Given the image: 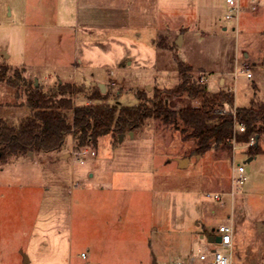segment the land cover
Segmentation results:
<instances>
[{
	"label": "rangeland",
	"instance_id": "obj_1",
	"mask_svg": "<svg viewBox=\"0 0 264 264\" xmlns=\"http://www.w3.org/2000/svg\"><path fill=\"white\" fill-rule=\"evenodd\" d=\"M238 3L227 22L224 0H0V64L44 89L96 86L119 104L203 76L210 94L249 106L264 102V0ZM22 89L0 81L9 124L30 110ZM130 131L81 148L68 133L59 150L0 160V264L91 263L81 251L103 254L91 264H164L220 224L232 227L234 264H264V152L245 163L247 143L196 154L153 118ZM237 163L249 167L242 186L223 203L209 198L231 191Z\"/></svg>",
	"mask_w": 264,
	"mask_h": 264
},
{
	"label": "trees",
	"instance_id": "obj_2",
	"mask_svg": "<svg viewBox=\"0 0 264 264\" xmlns=\"http://www.w3.org/2000/svg\"><path fill=\"white\" fill-rule=\"evenodd\" d=\"M177 63L186 73L182 61ZM7 70L6 65L0 64V81L13 88L22 87L30 110L15 125L0 116L3 161L29 152L59 150L68 133L72 134L76 148L95 146L101 136L135 130L150 118L178 130L183 140L193 141L196 154L231 151L234 144L248 143L252 137L254 143L247 145V154L264 152V102L251 99L249 106H235L232 94L223 90L210 94L206 82L185 77L172 87H153L151 96L137 92L135 104H119L117 100L107 102V94L96 86L57 81L44 89L34 81L26 82L17 69L12 76ZM16 96H20L18 90ZM79 96L91 102L75 103ZM184 96L196 99L197 104L179 108L170 104ZM225 106L226 110L220 109ZM239 125H243V131L238 130Z\"/></svg>",
	"mask_w": 264,
	"mask_h": 264
},
{
	"label": "built area",
	"instance_id": "obj_3",
	"mask_svg": "<svg viewBox=\"0 0 264 264\" xmlns=\"http://www.w3.org/2000/svg\"><path fill=\"white\" fill-rule=\"evenodd\" d=\"M226 3V9L224 10L222 17L227 22H232L237 18L239 12V3L238 0H224ZM247 77H251L250 72H246ZM203 76L200 78V81H203ZM221 110H226V107L220 108ZM239 131H243V125L238 126ZM254 143V138L252 137L249 144ZM86 150H83L85 154ZM82 162V160H81ZM247 171L246 166L242 163H237L232 166V189L227 193H209L207 196L216 201L223 203V198L227 194H232L234 192L233 188L239 189L242 184L245 182V172ZM232 227L228 224H220L215 233L212 235H219V242L208 241L205 237L204 242L198 245L197 249L191 250L189 253L183 256H179L175 259H171L164 264H232ZM84 253H81V256H84Z\"/></svg>",
	"mask_w": 264,
	"mask_h": 264
},
{
	"label": "crops",
	"instance_id": "obj_4",
	"mask_svg": "<svg viewBox=\"0 0 264 264\" xmlns=\"http://www.w3.org/2000/svg\"><path fill=\"white\" fill-rule=\"evenodd\" d=\"M224 28V27H223ZM220 80V79H219ZM225 84V83H224ZM253 158V157H252ZM246 169L248 170L249 169V167L248 166H246ZM264 225V223H259L258 225ZM215 231H216V229H215ZM212 233L213 232H206V234L205 235H212ZM201 234L202 233H198L197 234V238L198 239H205V237L204 238H201ZM108 242H110V241H108ZM204 241H199L198 242V244L200 245V244H202ZM193 244H194V242H192V240L191 239H189V241H187V243L184 245V247L181 249L182 251H183V254L184 255H186L187 253H189L191 250H193ZM70 253V252H69ZM80 253H85V257H88V255H89V262H91V263H93L94 261H98V260H100L101 258L104 260L103 262H106V260H105V258H103V257H101V256H103V254L102 253H97V252H91V254H88V253H86V252H84V251H81ZM69 256H70V254H69ZM23 257H26L27 258V262H29L30 261V259H29V256H26V254L25 253H23ZM70 259V257L68 258V260ZM174 259V258H173ZM100 261H102V260H100ZM91 263H85V264H91ZM152 264V263H151ZM232 264H234L233 263V260H232Z\"/></svg>",
	"mask_w": 264,
	"mask_h": 264
},
{
	"label": "water",
	"instance_id": "obj_5",
	"mask_svg": "<svg viewBox=\"0 0 264 264\" xmlns=\"http://www.w3.org/2000/svg\"><path fill=\"white\" fill-rule=\"evenodd\" d=\"M130 133H132V132L130 131ZM255 138H257V136H255ZM252 157H253V156H249L246 160H244V163L250 161V160L252 159ZM182 160H183V158H178V161H179L180 165H182V164H181V163H182V162H181ZM186 161H187V160H186ZM186 161H185V162H186ZM184 164H185V163H184ZM204 237H206L207 240H208V241H211V242H219L220 239H221L219 235H205V234H201V238H204ZM152 264H157V262H156L155 259L152 261Z\"/></svg>",
	"mask_w": 264,
	"mask_h": 264
}]
</instances>
